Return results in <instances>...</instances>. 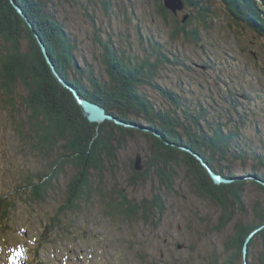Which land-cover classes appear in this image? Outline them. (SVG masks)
I'll return each mask as SVG.
<instances>
[{
    "label": "trees",
    "instance_id": "1",
    "mask_svg": "<svg viewBox=\"0 0 264 264\" xmlns=\"http://www.w3.org/2000/svg\"><path fill=\"white\" fill-rule=\"evenodd\" d=\"M13 1L23 15L17 12L11 0H0V91L17 140L20 138L22 144L28 145V154L41 162L37 169L18 174L17 180L13 172L9 190L0 194V233L19 231L23 218V215H16L19 205L28 209L27 218L31 224L39 225L37 237L31 243L21 245L16 264H32L28 254L33 256L35 264H45L41 252L48 245L66 246L72 241L84 242L88 250L89 246L97 249L96 253L93 249L89 253L91 264L94 261L109 264L104 255L110 250V237L101 220L109 225L118 224L117 230L138 223L147 224L150 220L152 225L159 227L161 222L154 221L160 219L165 209L159 196L161 190H173L177 167L184 170L201 197L220 207L216 231L238 214L224 242L223 254L213 251L206 264H243L242 249L247 236L264 223V204L254 202L252 215L248 216L244 201L248 183L264 191V184L244 177L264 180V136L259 134L262 132L259 131L262 130L259 120H248L250 104L260 102L264 106V87H250L246 77H252L254 83L264 84V66L253 60L259 69L257 73L246 70L247 65L238 68L237 63L246 59L244 54L236 50H213L215 43L210 41L208 33L211 34V25L218 19L216 10L220 9L233 29L247 30L264 39V0H183L184 11L178 13L166 9L162 0H152L154 10L170 29L166 38L165 33L158 30H147L143 34L137 24L140 31L137 39L141 44L139 54L133 53L132 48L126 51L124 44L113 35L100 34L97 7L109 21L117 15L116 10L126 11V19L133 20L119 1L90 0L87 4L81 0ZM58 3L82 6L81 13L94 27L97 24L95 41L99 45L97 57L102 69L99 76L94 75L88 62L87 69L80 66L75 57L77 37L59 17L55 6ZM36 35L45 45L59 75L81 95L102 105L116 118L151 128L160 136L151 130L112 121L89 122L71 91L53 75ZM179 39L203 50L206 61L197 63L195 60L199 59H195L190 62L189 57L174 46ZM128 45L132 46L130 42ZM239 49L250 53L244 47ZM169 65L189 74L195 66H200L207 77L199 80L197 77L195 84L190 85L180 81L182 88L178 90L167 87L157 80L161 70ZM232 69L240 70V75L234 72L238 76L237 82L234 76L225 74ZM20 88L24 91L20 97L24 111L16 108ZM153 91L159 94L161 101L164 100L163 104L154 102L150 95ZM254 113L259 114L258 111ZM252 122L257 137L250 134L251 126L246 128ZM136 136L149 142L151 162L138 171L130 160L133 177L127 183L131 185L134 178H146L143 185L151 182L148 198L137 199L117 182L109 185L103 180L107 170L114 171L121 147ZM194 153L224 177L242 175L245 180L213 184ZM248 158L253 159L255 165L245 167ZM237 159L244 165L241 174L235 173L230 166ZM67 169L72 174L60 187V175L66 174ZM43 205L50 208L44 210ZM88 214L93 216L90 222L87 221ZM256 243L260 249L255 253ZM134 245L129 244V247ZM248 246L252 251L247 253V258L252 254V261L248 259L247 263L264 264V227ZM159 251V257L166 260L161 257L162 247Z\"/></svg>",
    "mask_w": 264,
    "mask_h": 264
},
{
    "label": "rangeland",
    "instance_id": "2",
    "mask_svg": "<svg viewBox=\"0 0 264 264\" xmlns=\"http://www.w3.org/2000/svg\"><path fill=\"white\" fill-rule=\"evenodd\" d=\"M83 1L87 4L90 0H81V2ZM115 1H119L133 20L126 19V16H124L126 11L116 10L117 15L113 16L109 21V18L104 16L101 8L97 7V16H100L99 22H101V28H99L101 35L107 36V33L111 36L113 35L115 40L124 44L123 47L126 51L132 48V52L137 54L141 52V44L139 39H137L138 33L140 32L137 29V24H140L143 34H145L147 30H158L162 34L164 32L167 38L170 28L161 21L158 13H156L153 8L154 3L152 0ZM146 1L149 2V5L146 4ZM55 6L57 13H59V17L65 20L68 26L67 29L71 30L77 37L75 57L78 59L80 66L87 69L88 66L91 65L94 75L99 76V72H101L102 69L97 57L99 45L95 41V27H97V24L94 27L90 20H87V17L81 13L82 6L80 5L72 6L69 3H58ZM131 12H133V14H130ZM216 13L218 19L211 25V34L208 33L210 41L215 43V48L213 50L221 49V51L226 52H235L236 50L239 53H243L246 59L243 63H237V67L241 68L247 65L246 70L252 69L254 73H257L259 69L255 67L254 61L264 66V39L255 37L254 34L247 30L243 32L236 31L220 9H217ZM123 16L124 19H122ZM129 42L132 45L131 47L128 45ZM174 46L180 49L182 55H187L190 62H193L195 59H199L195 60L197 63L206 61L203 59V57H205L203 50L195 46H190L183 39L174 42ZM240 47H244L247 51H250V53L246 54V52H241V49H239ZM209 52L211 54L213 53L212 50H209ZM252 56L255 57L250 60ZM180 69L177 67L174 68L171 65L167 66L161 70L157 81L162 85L178 90L182 88L179 87L180 81L189 83L190 85V83L195 84L197 77L198 80L207 77V75L202 74V68H200V66H195V70L190 74L188 71ZM180 71L182 73H180ZM234 72L239 73L240 70L232 69L228 72L226 71L225 74H231L234 76L235 82H237L238 76H236ZM83 79L86 80L85 77ZM246 81L250 82V84H248L250 87H256L258 89L264 87V84L254 83L250 76L246 77ZM147 87L150 88L149 86ZM194 87L196 88L198 86ZM183 88L184 90L190 89V87H188V89L185 87ZM22 95H24V91L20 88L18 89L19 97L16 101V108L20 111H24V103H22L20 99ZM150 95L154 102L156 101V103L160 105L164 103V100L161 101L158 93L153 91ZM2 98L3 96L0 91V194L9 190L13 172H15V179L17 180L19 178L18 174L28 173L27 171L37 169L38 164H41L31 153L28 154V145L22 144L20 138L17 140V136L13 133V128L9 123L8 112L5 111V104ZM249 107L252 108V112L251 110L248 112V120L250 118L255 122L259 120L261 123L258 122L259 127L262 129L259 130L262 131L259 134H263L264 136V126H262L264 121V112L262 111V109H264L263 103L256 102L253 105L250 104ZM255 111H258L259 114H255ZM249 127L251 129L250 134L257 137V132L254 129V122L249 126L246 125L247 130ZM180 147L184 148L185 146ZM150 149L149 142L145 141L143 137L136 136L134 139L127 140L121 147V153L118 154L117 162L114 165V171H111L112 173L108 170L105 172L103 179L105 183L110 185L113 182H117L120 186L127 188V190L129 189L131 194L137 199L144 196L147 198L148 196L150 197L151 189L149 190L148 186L151 182L143 185L146 178H134L132 179L133 183L131 185L127 183L133 177L129 169L131 161L134 165L136 157L139 156L138 164L143 170L145 163L151 162ZM248 159L250 160L244 163L245 167L255 165L253 159ZM223 164L225 163L223 162ZM244 165H242V161L239 159L230 164L237 174L243 173L241 169ZM177 172L178 176H176L173 190H161L162 192L159 196L165 204V209L163 213H161L160 219L157 218V221H154L156 219L155 217L153 220L156 223L159 221L161 222L159 227L152 225L150 220L147 224L138 223L133 226H127L125 230H117L118 224L109 225L107 221L101 220L103 222L102 227L107 230L109 233L108 236L110 237V250H107L106 255H104L109 259V264H206L207 261H210L209 259L213 251H216L217 254H223V249H225L224 242L232 231L238 214L234 215V219L224 228L216 231L214 227L217 225L221 214L220 207L205 197H201L196 192L191 184L190 178L185 175L182 168L177 167ZM71 174L72 171L67 169L66 174L60 175V187L65 185ZM153 183L154 182H152V184ZM244 201L247 206V212L249 213L248 216H250L252 215L251 207L254 202H261L264 204V191H260L252 183H248L244 190ZM42 207H44V210L50 208L49 205H43ZM27 210L23 205H19L16 208V215H23L22 226H19L18 232L13 233L9 231L6 234L0 233V264H16V262H18L19 249L22 248L21 245L26 242L31 243L39 234V225L35 226L34 222L31 224L30 220L27 218ZM94 217H96V214H94ZM88 219V222L92 221L93 216L88 214ZM88 227H90V225H88ZM256 234H254L252 238ZM170 237L175 238L178 242L187 244V247L181 248L178 252V248L173 246V251H170L168 246ZM126 240L128 242H126ZM132 243H135L133 248L132 246L129 247V244L132 245ZM160 247H162L163 253L165 252L161 257L166 258V260L161 259L158 255L160 253ZM89 248L88 250L84 242L79 243L77 241H72L66 244V246L63 244H57L55 246L48 245V247L41 252V257L45 261V264H91V261L88 262V259H90L89 253L91 249L95 251L93 253H96L97 249L90 246ZM259 249L260 245L256 243L254 252L256 253ZM249 251H252V249H249L248 246L246 253H249ZM140 256H142V258ZM249 256L250 258L246 257V259L252 261V254ZM27 258L32 261V264H35L32 255L28 254ZM92 264L97 263L94 261Z\"/></svg>",
    "mask_w": 264,
    "mask_h": 264
},
{
    "label": "water",
    "instance_id": "3",
    "mask_svg": "<svg viewBox=\"0 0 264 264\" xmlns=\"http://www.w3.org/2000/svg\"><path fill=\"white\" fill-rule=\"evenodd\" d=\"M11 1L14 4L17 12L20 13L21 15H23V12H22L21 8L17 4H15L13 0H11ZM162 1H163V4H164L165 8L168 9L169 11H171L172 13H178L179 11H182L184 9V7H185L183 0H162ZM186 17H187V14L184 15L183 19L185 20ZM36 36H37L39 45L41 47V50L44 53V56H45L49 66H50V69H51L53 75L56 77V79L60 82V84L63 87H65V88H67V89H69L71 91L76 103L79 105V107H80V109L82 111V114L87 118V120L89 122L102 123V122H105V121L112 120L114 122H117V124H120V125L137 126V127L141 128L143 130H151L156 135L160 136L159 133H157L155 130H152L150 128H146V127L139 126V125H134L132 123H124L123 121L117 119L110 112H108L102 105H100V104H98L96 102L90 101L86 97L81 95L75 87H73L72 85L68 84L59 75V73L55 69V67H54L49 55L47 54V50H46L45 45L42 43V41L40 40L38 35H36ZM183 149H185L186 151H189L191 153L193 152L192 150H190V148H187V147H184ZM194 154L197 157V159L200 160V162L202 163V165L206 169V171L209 173L213 184L220 185V184L229 183L231 181L230 179H227V178L223 177L221 174L215 172L207 164V162L204 161V159L200 155H198L196 153H194ZM138 161H139V156L136 157L135 163H134V169L139 171V170H142V168L139 166ZM243 178H244L243 176H239L236 179H243ZM262 184H264V182ZM263 227H264V223L262 225H260L259 227L255 228L254 230H252L250 232V234L247 236V238L245 240V243L243 245V249H242L243 259H244L243 264H248L247 263L248 260L246 259V257H247V255H246L247 253L246 252H247V247H248L249 241L251 240L252 236L254 234H256Z\"/></svg>",
    "mask_w": 264,
    "mask_h": 264
},
{
    "label": "flooded vegetation",
    "instance_id": "4",
    "mask_svg": "<svg viewBox=\"0 0 264 264\" xmlns=\"http://www.w3.org/2000/svg\"><path fill=\"white\" fill-rule=\"evenodd\" d=\"M173 245L178 248V250H177L178 252L180 251L181 248L183 249L184 247L185 248L187 247V244L178 242L175 238L171 237L168 240V246H169V250L170 251H173ZM162 254H164L163 250H162Z\"/></svg>",
    "mask_w": 264,
    "mask_h": 264
},
{
    "label": "clouds",
    "instance_id": "5",
    "mask_svg": "<svg viewBox=\"0 0 264 264\" xmlns=\"http://www.w3.org/2000/svg\"><path fill=\"white\" fill-rule=\"evenodd\" d=\"M149 131V130H148ZM189 152V151H188Z\"/></svg>",
    "mask_w": 264,
    "mask_h": 264
}]
</instances>
